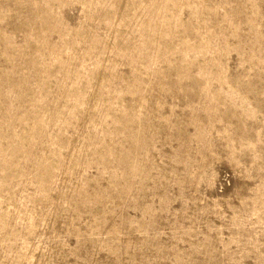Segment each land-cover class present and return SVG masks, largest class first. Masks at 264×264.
Returning <instances> with one entry per match:
<instances>
[{
	"label": "rangeland",
	"instance_id": "rangeland-1",
	"mask_svg": "<svg viewBox=\"0 0 264 264\" xmlns=\"http://www.w3.org/2000/svg\"><path fill=\"white\" fill-rule=\"evenodd\" d=\"M0 264H264V0H0Z\"/></svg>",
	"mask_w": 264,
	"mask_h": 264
}]
</instances>
